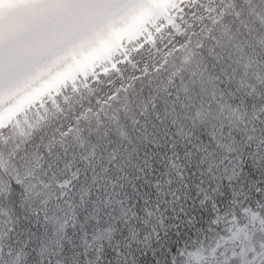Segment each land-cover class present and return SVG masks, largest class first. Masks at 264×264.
<instances>
[{
	"label": "snow or ice",
	"instance_id": "6c2138e0",
	"mask_svg": "<svg viewBox=\"0 0 264 264\" xmlns=\"http://www.w3.org/2000/svg\"><path fill=\"white\" fill-rule=\"evenodd\" d=\"M0 264H264V0H0Z\"/></svg>",
	"mask_w": 264,
	"mask_h": 264
}]
</instances>
